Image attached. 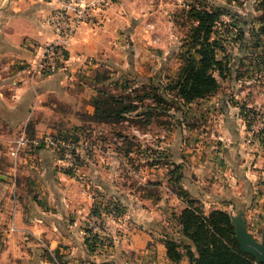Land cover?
I'll return each instance as SVG.
<instances>
[{"label": "rangeland", "instance_id": "374dc122", "mask_svg": "<svg viewBox=\"0 0 264 264\" xmlns=\"http://www.w3.org/2000/svg\"><path fill=\"white\" fill-rule=\"evenodd\" d=\"M152 5L158 14L140 17L132 25L150 42L134 43L131 61L102 66L91 81L95 95L106 94L113 110L119 108L115 100L119 96L137 108L124 112L122 118L113 113L109 120L82 114L69 128L39 137L26 132L33 139L19 153L26 159L19 161V170L12 159L10 168L11 234L8 241L0 239V264H163L158 250L161 243L167 258L166 239L175 240L183 252L186 244L195 250L178 223L186 196L173 190L171 166L166 162L173 160L174 146L169 143L182 146V141L191 160L212 156L221 165L223 146L211 132L224 109L240 126L246 152L258 160L252 168V197L246 198L250 202L246 205L243 196L222 193L223 188L209 178L203 189L230 198L233 206L225 203L221 209L230 216L241 210L248 229L260 239L264 229V0H156ZM191 6L217 12L210 38L216 43L217 58L225 64L223 74L215 73V91L192 101L160 88L166 102L155 105L148 93L176 75L181 53L190 46L195 24L188 13ZM47 133L53 144L44 141ZM41 147L51 157L39 152ZM215 181L225 183L224 178ZM184 190L204 213L214 209L206 207L202 192ZM4 233L9 232L0 229V238ZM182 258L190 264L187 255Z\"/></svg>", "mask_w": 264, "mask_h": 264}, {"label": "crops", "instance_id": "0c3cea01", "mask_svg": "<svg viewBox=\"0 0 264 264\" xmlns=\"http://www.w3.org/2000/svg\"><path fill=\"white\" fill-rule=\"evenodd\" d=\"M153 1L156 0H114L97 15L95 23L83 24L77 29L67 46L66 58L56 71L37 76L23 67L35 60L41 46L55 40L56 34L46 17L60 6V0H0V229L9 232L0 239L8 241L11 234L8 230L11 226L13 181L10 168L13 163L8 154L9 144L21 131L33 132L39 137L47 131L69 128L72 123H77V116L91 115L94 106L90 98L95 95L91 89L93 73L102 66L118 67L122 62L131 61L139 41L144 45L150 42L146 33L135 31L132 25L140 17L158 14ZM125 29H128L127 33ZM129 45V50L125 51ZM128 51L130 56H127ZM232 115L227 109L220 112L214 132H211L223 146L224 160L219 166L211 159L212 156H206L204 161L191 160V154L182 149V141L179 143L182 146L169 143L174 146L173 161L183 167L182 187L190 189L193 194L195 190L202 192L206 207L223 208L225 203L233 206L230 198H220L221 192L243 196L246 205L250 203L246 198L252 197V168L258 160L254 161L246 152L240 126ZM29 137L27 135L28 140H33ZM43 148H39V152L51 157ZM22 159L25 160L26 156L19 155L14 168H18ZM207 178L223 191L204 190ZM223 178L225 183H215L216 179ZM18 210L15 225H18L20 216ZM158 252L159 262L163 264L188 263L186 258L169 262L161 243Z\"/></svg>", "mask_w": 264, "mask_h": 264}, {"label": "trees", "instance_id": "16d2710c", "mask_svg": "<svg viewBox=\"0 0 264 264\" xmlns=\"http://www.w3.org/2000/svg\"><path fill=\"white\" fill-rule=\"evenodd\" d=\"M188 13L195 20L189 35L190 46L181 53L182 63L176 75L162 85H154V92L148 93L152 94L155 105L166 102V98L159 92L160 88L176 92L185 101H192L215 91L218 87L215 73L219 76L223 74L225 64L222 59L217 58L216 43L210 38L217 12L191 6ZM105 95L96 94L91 98L94 106L92 115L99 120H109L113 113L122 118L124 112L137 108L135 104L125 102L123 97L119 96V99H115L119 108L113 110L109 104L111 99ZM141 97L139 96V100ZM147 114H151V111H147ZM166 163L171 166V181L176 187L173 189L175 194L186 196V205L177 215L180 229L195 247L193 250L190 244H186V250L183 252L175 240L166 239L164 244L167 258L176 262L185 254L190 264H264L256 262L253 255L240 248L234 236L230 214L221 208L204 213L194 205L195 199L188 196L181 186V164L173 160Z\"/></svg>", "mask_w": 264, "mask_h": 264}, {"label": "built area", "instance_id": "2783aa9c", "mask_svg": "<svg viewBox=\"0 0 264 264\" xmlns=\"http://www.w3.org/2000/svg\"><path fill=\"white\" fill-rule=\"evenodd\" d=\"M114 0H60V6L47 17L56 34L54 41L47 42L27 68L31 75H47L56 71L66 58L67 46L73 39L77 29L83 24H93L102 11ZM44 141L53 144L51 134L44 135ZM28 142L27 135L21 131L8 147V154L15 162L20 151Z\"/></svg>", "mask_w": 264, "mask_h": 264}, {"label": "water", "instance_id": "95a60500", "mask_svg": "<svg viewBox=\"0 0 264 264\" xmlns=\"http://www.w3.org/2000/svg\"><path fill=\"white\" fill-rule=\"evenodd\" d=\"M231 219L234 225V236L240 248L244 252L253 255L256 262L264 263V229H262L260 239H258L248 229L246 219L241 210L232 214Z\"/></svg>", "mask_w": 264, "mask_h": 264}]
</instances>
